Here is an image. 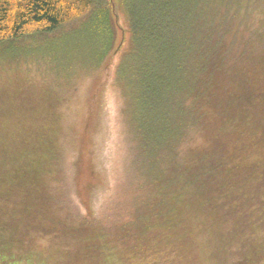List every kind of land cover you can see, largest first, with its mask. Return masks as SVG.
<instances>
[{
	"label": "trees",
	"instance_id": "1",
	"mask_svg": "<svg viewBox=\"0 0 264 264\" xmlns=\"http://www.w3.org/2000/svg\"><path fill=\"white\" fill-rule=\"evenodd\" d=\"M0 48V264H264V0H0Z\"/></svg>",
	"mask_w": 264,
	"mask_h": 264
},
{
	"label": "rangeland",
	"instance_id": "2",
	"mask_svg": "<svg viewBox=\"0 0 264 264\" xmlns=\"http://www.w3.org/2000/svg\"><path fill=\"white\" fill-rule=\"evenodd\" d=\"M258 16L261 18L263 16V14H255L254 17L256 19H254V18L253 19H250L249 25L251 24L252 26H255V24H256V22L258 20L257 19ZM93 28H95V27H93ZM91 40H92V43H93L92 45L93 46H97L98 45V40H102V42H103V39H101V37H98V34H97L96 30H95L94 33H92ZM101 45L102 44H99V46H101ZM1 53H4V50L0 48V62H2V64H4L7 60L3 58L4 55H2Z\"/></svg>",
	"mask_w": 264,
	"mask_h": 264
}]
</instances>
